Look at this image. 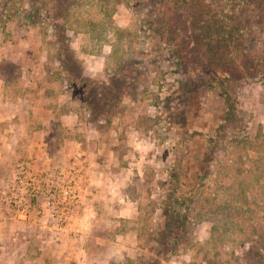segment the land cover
I'll return each mask as SVG.
<instances>
[{
  "label": "rangeland",
  "instance_id": "374dc122",
  "mask_svg": "<svg viewBox=\"0 0 264 264\" xmlns=\"http://www.w3.org/2000/svg\"><path fill=\"white\" fill-rule=\"evenodd\" d=\"M200 3L240 21L243 49L263 62L264 0ZM180 6L0 0V264H251L264 236V77L237 67L249 61L229 52L226 27L219 72L215 42ZM27 158L42 184L55 172L70 224L34 222L46 191L30 192V222L8 218L4 190Z\"/></svg>",
  "mask_w": 264,
  "mask_h": 264
},
{
  "label": "trees",
  "instance_id": "16d2710c",
  "mask_svg": "<svg viewBox=\"0 0 264 264\" xmlns=\"http://www.w3.org/2000/svg\"><path fill=\"white\" fill-rule=\"evenodd\" d=\"M178 1L182 5L178 9L185 12L184 15H187L186 22L190 24V27H193L192 30H196V28L199 29L198 24L202 23V26H200L202 33L200 34L209 35L207 37H211L213 43L215 42V47L213 46V52L215 55V60L220 65L219 68H217L219 72L225 71V68L228 67L229 64V61L226 59L228 57L226 50L228 49L226 48L225 51L221 49L222 44H226L227 41H223L224 37H222L223 34L220 32V30L226 27L225 30L227 35L230 36L229 47L231 51L229 52L232 55H237L241 50V54L244 55L243 57L247 58L249 61V63L242 62L238 64L237 67L250 74L261 73V76L264 77V60L263 62L254 63L253 58H250V56L252 57L253 54L252 49H243L242 47V37H240L239 33L241 29L240 26L242 24L240 21L232 20L233 18H225V20L222 21V19L218 18V16L213 13V11L207 5L200 3L202 0H176V2ZM234 45L237 47V49L234 48ZM235 49L237 50V53ZM242 49L244 51H242ZM262 238L263 242L258 246L256 255L253 253V249L246 251H249L248 254L253 258V261L250 262L251 264H257V262L264 264V236Z\"/></svg>",
  "mask_w": 264,
  "mask_h": 264
},
{
  "label": "built area",
  "instance_id": "2783aa9c",
  "mask_svg": "<svg viewBox=\"0 0 264 264\" xmlns=\"http://www.w3.org/2000/svg\"><path fill=\"white\" fill-rule=\"evenodd\" d=\"M31 158V157H30ZM30 158L23 159L19 163V173L16 178L13 179V183L8 187V189L4 190V198L7 206V213L9 214V219H17L21 222H30V214H29V200L28 196L30 192H42L46 191L49 193L47 200L45 201L44 210L41 209L40 213L47 208L48 213L42 214L39 216L38 220H34L35 223L41 226H50L59 224H70L73 220V203L69 199H64L62 202L63 208L66 210V213H69V216L59 217L57 215L56 205L57 201L52 197L51 194L54 192V185L52 184V177L56 176L53 171L47 170L44 173V177L47 176L50 179H47L46 185L42 184V174H39L38 171L33 169L34 160ZM73 188H69L68 192H73Z\"/></svg>",
  "mask_w": 264,
  "mask_h": 264
}]
</instances>
